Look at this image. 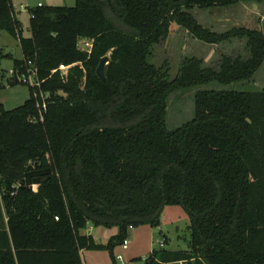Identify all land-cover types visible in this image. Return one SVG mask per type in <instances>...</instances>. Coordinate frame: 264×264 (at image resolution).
Listing matches in <instances>:
<instances>
[{"label": "trees", "instance_id": "1", "mask_svg": "<svg viewBox=\"0 0 264 264\" xmlns=\"http://www.w3.org/2000/svg\"><path fill=\"white\" fill-rule=\"evenodd\" d=\"M262 2L41 5L30 9L24 37L11 0H0V32L22 53L19 60L0 51V63L12 59L21 69L30 61L50 95L43 122L30 88L21 106H0V264H83L84 250L106 251L114 263L128 230L158 226L166 206L189 214L188 250H153L145 264H264V90H198L192 118L166 126L172 96L249 82L264 62L261 31L218 33L191 12ZM172 25L207 45L244 41L247 55H222L216 67L185 58L171 79L169 66H155L153 57ZM80 40L92 41L90 53L78 49ZM105 56L103 82L96 69ZM60 65L65 74H51ZM45 169L48 180L21 186L27 172ZM89 223L118 234L96 243L82 234Z\"/></svg>", "mask_w": 264, "mask_h": 264}, {"label": "rangeland", "instance_id": "2", "mask_svg": "<svg viewBox=\"0 0 264 264\" xmlns=\"http://www.w3.org/2000/svg\"><path fill=\"white\" fill-rule=\"evenodd\" d=\"M11 2L15 18L20 23L24 37L30 36V9L36 8L39 4L54 7H72L75 5V0H11ZM21 5L27 6V9L20 10ZM191 13L202 26L218 33L233 27H245L259 30L264 35V2L258 5L238 3L234 6L211 11L195 9ZM0 51L3 54H11L13 59L21 57L18 41L6 32H0ZM222 55L246 56L245 42L234 40L220 45H207L194 40L184 30L172 25L168 38L154 48L153 63L157 67L166 63L170 68V78L174 79L185 58L197 57L205 65L216 67ZM12 67V59H3L0 63V70L2 71L0 82L4 85L0 88V106L5 110L15 109L29 98L27 86L21 84L8 86L6 84L7 73ZM210 89L241 92L264 90V62L249 82H237L226 87L210 84L172 96L168 100L166 126L173 129L190 120L193 116L195 92ZM189 225L190 216L182 206H166L160 215L158 226L141 225L128 230L126 236L128 247L124 250L121 244L115 246L113 251L114 263L106 251L84 250L82 252L83 264H145V260L153 250H188ZM82 234L93 236L96 243L106 244L118 234V228L115 226L110 228L96 227L89 223L82 230ZM164 239H166V243H163ZM118 256L122 257V263L116 260Z\"/></svg>", "mask_w": 264, "mask_h": 264}, {"label": "built area", "instance_id": "3", "mask_svg": "<svg viewBox=\"0 0 264 264\" xmlns=\"http://www.w3.org/2000/svg\"><path fill=\"white\" fill-rule=\"evenodd\" d=\"M38 6H41L39 4ZM27 6L21 5L20 10H26ZM92 48V41L89 40H80L78 42V49L81 51H86L90 53ZM67 67L60 65L58 69L52 71L51 74L60 72L61 76L65 74ZM8 79L17 82L19 84L25 85L32 90V96L35 99V105L38 111V117L41 122L44 120V114L46 113L50 95L41 90V85L44 81L38 79V70L37 68L28 61L26 66L21 69H10L8 71ZM162 245V244H161ZM128 247V241L125 239L122 244V248L125 250ZM117 261L122 263V257L118 256Z\"/></svg>", "mask_w": 264, "mask_h": 264}, {"label": "water", "instance_id": "4", "mask_svg": "<svg viewBox=\"0 0 264 264\" xmlns=\"http://www.w3.org/2000/svg\"><path fill=\"white\" fill-rule=\"evenodd\" d=\"M109 57L105 56L103 57L99 65L96 69V76L99 80L106 82V76H105V67L108 64ZM50 178V170L45 169V170H37V171H30L27 172L24 175V179L22 182V187L27 186L30 187L32 185H39L42 181H46Z\"/></svg>", "mask_w": 264, "mask_h": 264}, {"label": "crops", "instance_id": "5", "mask_svg": "<svg viewBox=\"0 0 264 264\" xmlns=\"http://www.w3.org/2000/svg\"><path fill=\"white\" fill-rule=\"evenodd\" d=\"M17 59H22V53H21V57L20 58H17ZM89 235V234H88ZM93 237V236H92ZM94 238V237H93ZM94 240H95V238H94ZM95 242H96V240H95ZM81 257H82V252H81Z\"/></svg>", "mask_w": 264, "mask_h": 264}]
</instances>
